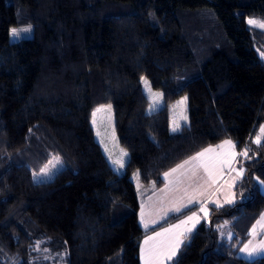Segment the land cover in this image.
<instances>
[{"label": "trees", "instance_id": "obj_1", "mask_svg": "<svg viewBox=\"0 0 264 264\" xmlns=\"http://www.w3.org/2000/svg\"><path fill=\"white\" fill-rule=\"evenodd\" d=\"M250 19L264 23V0H0V264H139L130 177L147 195L224 140L248 149L234 201L210 207L167 264H264L236 255L264 210V136L250 141L264 126V27ZM141 77L161 95L151 113ZM102 105L127 153L121 174L90 126ZM51 158L61 168L34 182Z\"/></svg>", "mask_w": 264, "mask_h": 264}, {"label": "crops", "instance_id": "obj_2", "mask_svg": "<svg viewBox=\"0 0 264 264\" xmlns=\"http://www.w3.org/2000/svg\"><path fill=\"white\" fill-rule=\"evenodd\" d=\"M223 142L224 141L214 146H211V148L213 149L212 152L205 153V155L197 161H190L189 164L185 165L183 168H180L175 173H173L174 176L177 177L179 182L182 184V186L178 184V192L176 194L169 193L167 191L163 192L162 189L166 182L163 176V184L161 187L153 189L147 195H144V190L141 189L140 198L143 200V203L146 201V205H150V200L153 199V204H156L157 200V204H161V206L163 207V209L161 210L154 209L153 219H155L158 214H161L162 216L156 218V222L152 223L150 229H142L138 224L140 229L143 231V234H148L149 230H153L151 232H154L155 235V233L157 232H163V230L166 228H172L173 225H180L179 228H173L172 232L165 233L161 237L155 236L156 238L153 239V243H156L159 240H166L169 243H174L175 238H177L178 236L182 240V238L186 237L190 233L187 232L186 229L192 228L193 230L200 223V221L202 220L201 218L205 219L207 217L210 207L216 208L224 205H231L233 203V188L239 182L242 176V173L240 171L241 169L236 166V161L240 156L243 155H236L233 158V152L239 153L241 151L238 152L235 148H232L229 145H223V147H218L222 145ZM204 149L199 152H203ZM197 153H195L194 156ZM186 160H189V158ZM223 160H231V163L221 164L220 162ZM184 161H182L178 165L183 164ZM201 161L215 162L214 166L211 168V175H209L208 171H205V167L201 164ZM176 167L177 165L173 168ZM168 172L169 171H167V173ZM212 184H215L214 188L209 191ZM215 191H218L217 194L214 193ZM202 195L204 197H202ZM190 199L192 203H189ZM141 206L142 202H139L137 222L139 219V210L141 209ZM176 207H180L181 211H174ZM201 207L206 208L207 213L200 211ZM180 213L182 214L178 217L177 220L173 222H165L167 217ZM193 213H195L196 216L199 217L198 223L195 221H188L186 224H181V221L186 220L187 217L192 216ZM262 218H264V210L249 228L247 240L242 244V246H240L236 253L238 258L243 260H252L264 255V250L257 251L252 256H248L246 252L240 251V249L243 248L245 244H248L249 241H251V244H249V249L261 247V242L263 241L264 236V227H261V224H264V219ZM257 221H260L261 224H258ZM194 223L195 227H193ZM254 226L256 228L255 233H253L252 231ZM180 233H183V235L180 236ZM230 237V234L226 235L227 239H229Z\"/></svg>", "mask_w": 264, "mask_h": 264}, {"label": "rangeland", "instance_id": "obj_3", "mask_svg": "<svg viewBox=\"0 0 264 264\" xmlns=\"http://www.w3.org/2000/svg\"><path fill=\"white\" fill-rule=\"evenodd\" d=\"M253 26L255 28H261L259 26V23H257L256 25H253ZM24 28H29V27L16 28V29L17 30H21V29H24ZM11 29L12 28H10L9 31H8V41L9 42L17 41V40L22 39V38H27V37H29L31 35V30H30L27 33L21 32L18 37H13L11 35V32H10ZM140 86H141V90H142L143 94L145 95V97L148 100V106L146 107L145 112L146 113H151V112H154V111L158 110L162 106L161 95H158V96L150 95L149 92L146 90V87H145V85H144V83L142 82L141 79H140ZM152 92L156 93V94H160L159 91H156V90H153V89H152ZM182 100H184V98L178 99L174 103V105H173V107L171 109V116L172 117H171L170 123H169V131L170 132L175 131L176 129H178L179 126L184 124L185 121H186V117H185V114H186L185 100H184V103H179ZM154 101H155V103H154ZM107 106L108 105H102V106H99V107H97V108H95L93 110V112L91 114V119H90V126H91V128L93 130L94 140L98 143L102 153L107 158L108 162L113 167L114 171L117 174H121L123 172V167L121 168L119 166V164L113 163V161L123 160L124 163H125L127 156H122L121 153L122 152H126V151H124L116 143V138H115V134H114V130H113L112 111H111V109L107 108ZM98 108H102V110L99 111V112H96V109H98ZM94 112L96 113L95 117H93V113ZM93 121H95V122H93ZM262 126L263 125H261L258 128H256V130L253 133V136H252L250 141L253 142L254 144H257V143L254 142L256 136L259 135V136H261V138H263V136H264V134H261V132H260V129H261ZM173 129H175V130H173ZM210 147L211 146H208L206 148H210ZM240 151H243V149L240 150ZM61 166H62L61 162L57 158H51L48 161V163L45 165V167L42 169L41 173H33L32 174V180L34 182L47 181L53 176V174L57 170H59L61 168ZM168 171H169L168 173H170V175L168 177H165V175H164L167 172H165L162 175L164 177V179L166 180L165 185H164L162 190H163V192L167 191L169 193L176 194L178 192V189H177L178 188V184L180 186H182V184L179 182L178 178L175 177L173 173H171L170 170H168ZM130 181H131V183L134 186V189H135V191L137 193V197H138L139 202H142L141 209L139 210L138 224L140 225V227L142 229H150L152 223L156 222V218L162 216L161 214H158L157 217L155 219H153L154 209L155 210H158V209L161 210V209H163V207L161 206V204H157V200H156V204H153L152 203V201L154 202L153 199L150 200V205H146V201L143 203V200L140 198L141 197V186L138 183L137 178L134 175H132L130 177ZM214 185L215 184H212V186L209 189V191H211L214 188ZM258 185H259L260 191L264 194V185H262L261 183H259ZM218 191H215L214 193L217 194ZM204 196H205V194H204ZM204 196L202 195V197H204ZM151 198H154V197H151ZM142 213H143V222H142V217H141ZM161 219H164V218H161ZM177 219H178V217L175 220H177ZM201 219L204 220V218H201ZM175 220H173V221H175ZM145 224H147L148 227H145L144 226ZM151 231H153V230H149L148 234L147 233L142 234L141 237H140V240L138 241L137 254H138L139 264H144V261L142 260V248L144 249V253H143L144 257L145 258H149V250L155 251L156 247L159 246L161 241H166V240H159L156 243H153V239H149V237H154V238H156V237L154 235V232H151ZM185 238L186 237L182 238V241H184ZM146 240L148 241L147 244H145ZM263 241H264V236H263ZM160 259L163 261V264H165L167 262L168 263L170 262V261H167V260H163V257H160Z\"/></svg>", "mask_w": 264, "mask_h": 264}, {"label": "snow or ice", "instance_id": "obj_4", "mask_svg": "<svg viewBox=\"0 0 264 264\" xmlns=\"http://www.w3.org/2000/svg\"><path fill=\"white\" fill-rule=\"evenodd\" d=\"M248 23L250 25H256L257 24V22L255 20H252V19H250L248 21ZM259 26L260 27H264V23L259 24ZM30 30H31L30 27L29 28H24V29H21V30H17L16 28H12L10 30V32H11V35L13 37H18L21 32L27 33ZM141 80L144 83V85L146 87V90L149 92L150 95H153V96L160 95V94H156V93L152 92V88L150 86V83L145 77H141ZM186 99L187 98L185 97L184 100H186ZM184 100L180 101L179 103H184ZM154 103H155V101H154ZM107 108L110 109L111 105H108ZM101 110H102V108H98V109H96V112H99ZM95 114L96 113L94 112L93 113V117H95ZM93 122H95V121H93ZM173 130H175V129H173ZM260 132H261V134H264V126L261 127ZM254 142L257 143V144H261V136H259V135L256 136ZM223 145H229L230 147L235 148V144L231 140H225L223 142V144L218 146V147H223ZM212 151H213V149L211 147L207 148V149H204L203 152L197 153L195 156L190 157L189 160L184 161L183 164L177 165L176 168L171 169V173H175L178 169L183 168L185 165L189 164L190 161H197L201 157H203L205 155V153H209V152H212ZM121 155L122 156H127V153L126 152H122ZM236 155H243V156L247 157L248 156V149H244L243 151H241L239 153H235V152L232 153V157L233 158ZM113 163L119 164V166L121 168L124 167V161L123 160L113 161ZM220 163L221 164H224V163L230 164L231 160H223ZM201 164L205 167V171H208L209 175H211V168L214 166L215 162L214 161L213 162L201 161ZM240 171L242 173L243 170L241 169ZM137 175H138V173H137ZM164 175H165V177H168L170 175V173H165ZM259 182L262 185H264V181H259ZM229 202H231V201H229ZM189 203H192L191 199H190ZM174 211L179 212V211H181V208L180 207H176L174 209ZM200 211L207 213V209L204 208V207H201ZM141 217H142V222H143V213L141 214ZM262 219H264V218H262ZM188 221H195V222L198 223L199 222V217L196 216L195 213H193L192 216H189V217H187L186 220L181 221V224H186ZM257 223L261 224L260 221H257ZM144 226L148 227L147 224H145ZM179 227H180V225H173L172 228H166V229L163 230V232L155 233V236L156 237H161L165 233L172 232L173 228H179ZM193 227H195V223L193 224ZM261 227H264V224H261ZM186 231L187 232H191L192 228H188V229H186ZM252 231H253V233H255V231H256L255 226L253 227ZM179 235L182 236L183 233H180ZM149 239H154V237H149ZM147 243H148V241L146 240L145 244H147ZM182 243H183V241L179 238V236L177 238H175L174 243H169L168 241H161L159 246L156 247L155 251L149 250V258H145L144 257V255H143L144 249L142 248V260L144 261V264H163V261L160 259V257H163V260L172 261L173 257H175L176 252L180 248ZM249 244H251V241H249L248 244H245L244 247L240 249L241 252H246L248 256H252L257 251L264 250V241L261 242V247L260 248H251V249H249Z\"/></svg>", "mask_w": 264, "mask_h": 264}]
</instances>
